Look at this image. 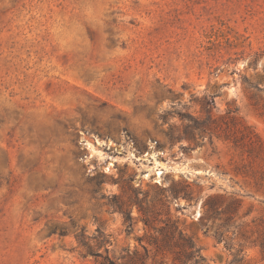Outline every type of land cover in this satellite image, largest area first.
I'll use <instances>...</instances> for the list:
<instances>
[{
    "label": "rangeland",
    "instance_id": "obj_1",
    "mask_svg": "<svg viewBox=\"0 0 264 264\" xmlns=\"http://www.w3.org/2000/svg\"><path fill=\"white\" fill-rule=\"evenodd\" d=\"M263 238L264 0H0V264H264Z\"/></svg>",
    "mask_w": 264,
    "mask_h": 264
},
{
    "label": "trees",
    "instance_id": "obj_2",
    "mask_svg": "<svg viewBox=\"0 0 264 264\" xmlns=\"http://www.w3.org/2000/svg\"><path fill=\"white\" fill-rule=\"evenodd\" d=\"M217 197H218V196H216V195H210L206 201H207L208 204L211 205L212 202H213V200H214L215 198H217ZM212 205L214 206V204H212ZM211 207H212V206H211ZM210 209H211V208H210ZM210 209L207 210V212H209ZM232 214H233V212H232L231 210H229V208H228V211H227V219H226L227 222H229V221L232 220ZM153 222H154V221H153ZM153 222H151L149 219H146V220H145V223H146L147 226H149V227H153L154 229H157L156 226H151V224H152ZM168 224H169V222H168ZM161 232H163V229H161ZM260 243H261L260 245L264 248V238L261 240ZM191 256H192V257H197V258H198V262L202 259V256H201L200 254H198L197 252H196V254H194V252H192V253H191Z\"/></svg>",
    "mask_w": 264,
    "mask_h": 264
}]
</instances>
